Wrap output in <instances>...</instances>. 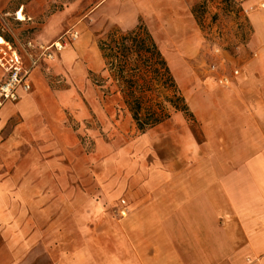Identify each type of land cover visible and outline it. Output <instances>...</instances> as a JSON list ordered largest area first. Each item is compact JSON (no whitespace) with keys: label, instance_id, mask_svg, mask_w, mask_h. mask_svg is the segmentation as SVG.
Listing matches in <instances>:
<instances>
[{"label":"crops","instance_id":"crops-1","mask_svg":"<svg viewBox=\"0 0 264 264\" xmlns=\"http://www.w3.org/2000/svg\"><path fill=\"white\" fill-rule=\"evenodd\" d=\"M10 1L0 0V21L23 30L12 34L20 40H7L4 26L0 36L21 54L32 85L18 88V99L0 108V231L6 246L17 247L12 261L22 262L31 246L34 257L43 250L47 264H264V0L241 2L249 36L235 53L221 55L218 73L228 83L204 82L191 108L187 104L203 140L180 136L173 156L150 158L126 177L114 176L113 168L109 181L111 175L97 174L101 186L93 202L72 186L88 174L76 172L69 160V118L82 123L89 110L68 81L86 82L88 74L90 86L105 88L90 77L92 70L105 74L98 41L114 28L142 22L108 28L95 55L84 48V34L53 59L32 65L37 51L28 42L49 44L79 31L61 32L66 7L45 14L54 0H31L30 10ZM201 1L102 0L101 9L133 13L143 5L175 25L178 7L191 14L189 7ZM206 2L215 9L222 0ZM158 5L164 9L154 11ZM3 75L0 68V81Z\"/></svg>","mask_w":264,"mask_h":264},{"label":"rangeland","instance_id":"rangeland-1","mask_svg":"<svg viewBox=\"0 0 264 264\" xmlns=\"http://www.w3.org/2000/svg\"><path fill=\"white\" fill-rule=\"evenodd\" d=\"M17 1L28 4L29 10L32 8L31 0H11L9 5L13 7ZM101 1L54 0L45 14L66 7L64 20H61L64 22L61 32L68 29L79 31L78 37L71 43L76 42L80 35H87L84 48L90 54L93 53L92 55L96 54L95 46L98 37L111 26L118 25L124 29L142 22L151 30L155 40L162 47L176 82L190 108L191 99L200 89V85L208 80L217 81L220 84L219 79L224 77L218 73L222 62L221 55L226 52L235 53L238 47L246 43L249 36V25L243 18L242 0H222L215 9L209 7L206 0H203L189 7L191 14L178 7L179 13L177 12L174 17H178L181 22L173 23L175 25L167 24L169 17L159 20L161 18H156L143 5L133 6L134 11L131 13L126 7L124 9L120 7L114 11L107 7L101 9ZM153 9L154 11L162 10L164 6L158 5ZM129 17L130 20L124 22L123 19ZM177 24L180 30H176ZM3 26L7 29V32L4 31L7 40L15 41L17 38L20 40L12 34H19L23 30L21 25H17L14 21L7 24L0 21V32ZM26 29L28 28H25L24 33ZM70 44L63 51L69 48ZM85 62L89 63L88 60ZM92 71L94 73L90 77L105 76L98 72L99 70ZM86 77L88 79L85 80L86 82L80 80L76 84L73 80L68 81V85L74 89L75 94L86 104L81 103V105L87 106L89 110V116L82 123L68 117L72 128L69 160L76 172L88 174L87 180L72 182L74 194H84L92 202L98 201L101 183L98 181L97 174L111 175L107 179L106 176L104 177V180L109 181L113 177V168L117 169L113 173L114 176L126 177L143 169L154 157L173 156L177 150L175 141L180 136L191 133L197 141L203 140L199 121L194 122L182 112H175L171 107H169L171 118L143 132L149 138L141 137L143 133L137 131L129 113L123 110L121 102L116 104L111 97L112 89L107 91L106 87H96L93 84L90 86L89 75L87 74ZM73 111L76 112L75 109ZM97 163L98 167H96ZM116 164L120 166L115 167ZM101 166L104 172L101 171ZM3 233L0 231V264H47L43 250L41 249L40 255L37 254L34 257L31 246L27 247L28 250L22 262L12 261V255L16 254L17 247L6 246L4 240L6 237Z\"/></svg>","mask_w":264,"mask_h":264},{"label":"trees","instance_id":"trees-1","mask_svg":"<svg viewBox=\"0 0 264 264\" xmlns=\"http://www.w3.org/2000/svg\"><path fill=\"white\" fill-rule=\"evenodd\" d=\"M98 48L105 76L97 83L119 95L137 131L163 123L171 116L169 107L193 118L165 56L144 24L108 31Z\"/></svg>","mask_w":264,"mask_h":264},{"label":"built area","instance_id":"built-area-1","mask_svg":"<svg viewBox=\"0 0 264 264\" xmlns=\"http://www.w3.org/2000/svg\"><path fill=\"white\" fill-rule=\"evenodd\" d=\"M77 37L78 32L69 31L49 44H33L32 42H28V47L37 51V57L32 60L31 64L36 65L38 59L42 57L53 59L55 53L63 51ZM0 68L4 72L0 81L1 108L6 101H16L18 99V88L29 91L32 85L29 80V70L23 67L21 54L8 42L0 43ZM234 74H237V71H234ZM219 83L227 84L228 80L226 77H223L219 79Z\"/></svg>","mask_w":264,"mask_h":264},{"label":"bare ground","instance_id":"bare-ground-1","mask_svg":"<svg viewBox=\"0 0 264 264\" xmlns=\"http://www.w3.org/2000/svg\"><path fill=\"white\" fill-rule=\"evenodd\" d=\"M17 19H19V20L24 19L23 15L20 12L17 13ZM3 42H4L3 38L0 36V43H3Z\"/></svg>","mask_w":264,"mask_h":264}]
</instances>
